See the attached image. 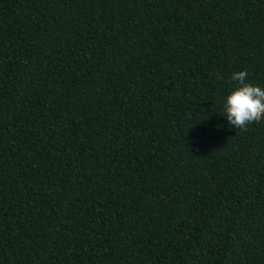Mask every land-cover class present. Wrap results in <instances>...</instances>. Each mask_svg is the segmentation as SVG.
I'll use <instances>...</instances> for the list:
<instances>
[{
	"label": "trees",
	"instance_id": "16d2710c",
	"mask_svg": "<svg viewBox=\"0 0 264 264\" xmlns=\"http://www.w3.org/2000/svg\"><path fill=\"white\" fill-rule=\"evenodd\" d=\"M264 0H0V264H264Z\"/></svg>",
	"mask_w": 264,
	"mask_h": 264
},
{
	"label": "clouds",
	"instance_id": "9594fccd",
	"mask_svg": "<svg viewBox=\"0 0 264 264\" xmlns=\"http://www.w3.org/2000/svg\"><path fill=\"white\" fill-rule=\"evenodd\" d=\"M231 79L236 88L224 100V117L230 128L247 131L264 120V88L251 86L246 73L235 72Z\"/></svg>",
	"mask_w": 264,
	"mask_h": 264
}]
</instances>
